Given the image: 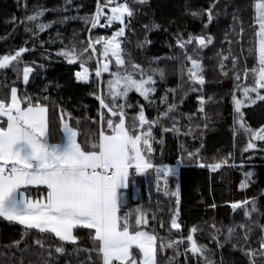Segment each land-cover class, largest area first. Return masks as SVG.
<instances>
[{"label":"trees","instance_id":"trees-1","mask_svg":"<svg viewBox=\"0 0 264 264\" xmlns=\"http://www.w3.org/2000/svg\"><path fill=\"white\" fill-rule=\"evenodd\" d=\"M128 2L136 11L131 20L126 21L129 27L125 37L121 38L125 59L141 65L145 70L163 69L165 78L161 80L159 75L154 77L156 91L150 96L152 103L134 90L128 93L126 101L132 107L125 108L127 122L131 124V118L140 106L144 108L146 119L152 121L167 111L169 105H174L168 116L160 118L152 128L151 157L153 163L163 165H172L179 159L181 166L174 168L176 175L168 177L169 195L164 194L163 182L161 190H157L155 171L131 176V182L124 190L127 207L123 211L132 213L133 223L137 209L146 212L149 221L146 230H154L159 237L165 238V243L169 239L186 237L189 229L196 226L194 238L198 244L206 247V258L186 253L185 241L178 247L158 251L157 264H253V261L254 264H264V254L256 251L250 260L245 252L246 248L258 250L260 226L264 225V142L254 141L257 148L245 150L248 136L240 128L238 120L234 122L232 96L237 85L254 83L251 74L245 81L243 70L245 67L252 68L256 63L254 33L257 26L252 25L255 0H216L214 18L207 29L204 28L206 14L199 18L193 17L191 12L200 11L203 14V10L213 0H146L143 4L134 3L133 0ZM38 9L43 10V16L37 23H50L51 26L33 35L31 31L26 32L25 28L35 30V23L22 21ZM95 10L96 0H0V55L14 52L20 47L28 49L22 54L19 76L12 68L0 69V98L8 95L13 86L34 99L50 97L48 101L41 102L48 106L52 142L59 141L62 135L61 108L71 114V120L67 116L65 120L78 132L77 140L81 145L87 146L90 134L98 133L101 125L95 114L99 105L95 96L100 94V82L107 81L109 74L104 72L97 78V61L93 58L86 65L90 69L92 82H77L74 73L80 70L79 63L70 65L57 55L65 46L76 45L78 51L87 46L86 43H80L86 42L90 35L83 18ZM233 17L237 19L234 21ZM240 21L244 28L242 38L239 36ZM153 23L160 27L151 28ZM145 25L151 30L145 29ZM118 26L114 25L111 30H116ZM177 33L184 38H187L188 33L208 34L214 38L212 44L203 49H199L195 43L187 49L203 65L205 84L196 86L202 87V91H189L187 76L181 77L179 65L183 54L175 47ZM101 35L110 36V30L99 27L91 30L93 38ZM145 37L150 43L138 46ZM194 49L198 51L194 52ZM221 56L228 57L224 61L226 76L221 75ZM233 57L236 58L235 68ZM25 66L33 69L27 83L22 76ZM109 67L110 71H116L113 60ZM236 73H240L239 80L234 79ZM169 89H175V94ZM236 94L240 95L239 92ZM198 95L205 97L203 112L199 111ZM164 96L166 100L161 102ZM209 96L212 97L211 101L207 100ZM123 102L118 100V103ZM242 111L246 126L257 129L264 125V103L243 107ZM104 112L107 115L106 109ZM106 125L105 121L104 128ZM173 125L177 130L163 131L164 128L172 129ZM144 127L147 130V125ZM197 149L200 159L206 163L222 158H226L228 163L214 171L200 167L196 160L187 155ZM249 172L251 176L246 177L245 173ZM242 181L246 187H240ZM171 192H178L179 199ZM252 199H255L258 211L252 214L251 219L244 217L243 208L233 210L231 207L233 202ZM177 209L178 221L182 225L179 231L169 227L171 215ZM213 224L219 229L218 232H214L211 227ZM239 224H245L246 228H238ZM229 226L236 227V232L225 239ZM248 227L252 231L249 233L250 239L245 242L243 237ZM75 234L80 237L77 244H64L66 251L59 255L54 252V246L61 242L54 235H41L36 230L26 232L19 223L0 218V264H21L22 258L23 264H45L49 259L50 247L53 248L52 264H91L88 252L78 251L92 247L88 230L77 229ZM213 235L216 236L215 240L212 239ZM37 239L43 241V249L33 243ZM16 241H20L18 247ZM91 261L98 264L95 253Z\"/></svg>","mask_w":264,"mask_h":264},{"label":"snow or ice","instance_id":"snow-or-ice-1","mask_svg":"<svg viewBox=\"0 0 264 264\" xmlns=\"http://www.w3.org/2000/svg\"><path fill=\"white\" fill-rule=\"evenodd\" d=\"M133 2L143 4L146 0H133ZM215 4L216 0H213L212 4L203 10V14L200 11L191 12L193 17L199 18H203L206 14L205 29L214 18ZM253 9L255 15L252 25L257 26L254 33L256 63L250 69L245 67L243 75L247 81L251 74L254 83L237 85L232 93L234 122L238 120L240 128L248 136L245 150L256 149L257 144L254 141L264 142V125L257 129L246 126L242 111L243 107L255 105L257 102L264 103V0H255ZM135 11L128 0H96L95 12L83 18L88 25L90 35L86 42L80 43H86L87 46L79 51L76 45L65 46L57 52V55L62 56L68 64L79 63L80 70L74 73L77 82H92L90 69L86 65L93 58L97 61L95 76L100 78L102 73L107 72L110 77L107 81L100 82V94L95 96L100 105L98 115L101 125L98 133L90 134L87 146L78 142V132L65 120V116L71 120V114L62 108L60 109L62 135L59 141L52 142L48 106L47 103L41 102V100L48 101L50 97L34 99L30 95L22 94L13 86L8 95L0 98V218L19 223L26 232L36 230L41 235H54L61 242L54 246V252L59 255H63L66 251L64 244H77L80 239L75 234L77 229H87L92 247L78 251H87L91 264H95L91 261L93 253L98 264H157L158 251L163 252L167 248L178 247L185 241L186 253L191 252L193 256L206 258L204 255L206 247L198 244L194 238L196 226L189 229L186 237L169 239L165 243V238L159 237L154 230H146L149 223L146 212L137 209L133 223L132 213L123 211L127 207L124 190L128 188L131 176L147 174L149 170H153L156 174L157 190H161V182H163L164 194L169 195L168 177L176 175L174 168L153 163L151 157L152 128L160 118L168 116L174 105H169L167 111L152 121L146 119L144 108L140 106L139 111L131 118V124L127 122L125 108L132 107L126 101L128 93L134 90L139 96L152 103L150 96L156 91L154 77L159 75L161 80L165 78L163 69L145 70L141 65L125 59L126 52L121 38L125 37L126 29L129 27L126 21L131 20ZM42 16V9L28 15L22 23H35V30L26 27L25 31L38 35V32L50 27V23H37ZM102 18L103 23H101ZM233 19L235 21L237 18L233 17ZM116 22L119 23V27L110 36L101 35L95 38L91 36L93 28H111ZM240 24L239 36L242 38L243 22L240 21ZM144 27L151 30L148 25ZM159 27V24L151 25V28ZM213 39V36L208 34L188 33L187 38H184L177 33L175 36V47L183 54V60L179 65L181 77L187 76L189 91H202V87L196 86L205 84V76L200 59L193 58L188 53V46L195 43L199 49H203L212 44ZM145 43H150L147 37L139 42L138 46H143ZM26 51L28 49L20 47L14 52L0 55V69L12 68L19 76V64L22 54ZM227 59V56H221L219 65L221 75L224 76L227 75V66L224 63ZM112 60L115 61L116 71H110L109 65ZM232 64L235 68V57L232 58ZM32 71L29 66L23 68L22 76L25 83L28 82ZM234 79L239 80L240 73H236ZM168 91L175 94V89ZM237 92L240 93L239 96ZM91 94L95 95V93ZM118 100L124 102L118 103ZM165 100L166 96L161 97V102ZM197 100L200 104L199 111L203 112L205 97L198 95ZM207 100L211 101L212 97H207ZM105 121L107 129L103 126ZM174 130H177L175 125L172 129H163V131ZM187 155L196 160L200 167H206L210 171L220 169L228 163L226 158L206 163L200 159L199 149L188 152ZM245 176L250 177L251 173H245ZM32 187L38 190L35 199L28 191ZM240 187H246L244 181L241 182ZM171 195L179 199L178 192H171ZM231 207L233 210L243 208L244 217L249 219L258 211L255 199L233 202ZM161 227H164L163 222ZM169 227L171 230H181L178 212L171 215ZM211 227L214 232L219 231L215 224ZM237 227L245 229L246 225L239 224ZM251 231L252 229L248 227L243 237L245 242L250 239ZM235 232L236 227L229 226L225 239H229ZM260 233L258 250L245 249L250 260L256 251L264 254V225L260 226ZM23 239L24 234L21 236V240ZM212 239L215 240L216 236L213 235ZM158 240L159 244H157ZM33 243L43 249L42 240L37 239ZM15 244L18 247L20 241H16ZM217 246H219L218 241ZM48 257L45 264H52V247L48 251Z\"/></svg>","mask_w":264,"mask_h":264},{"label":"built area","instance_id":"built-area-1","mask_svg":"<svg viewBox=\"0 0 264 264\" xmlns=\"http://www.w3.org/2000/svg\"><path fill=\"white\" fill-rule=\"evenodd\" d=\"M99 108H100V105H98L97 109L95 110V114L97 115L98 118H99V115H98V110H99ZM99 119H100V118H99ZM178 161H179V159H177V160L175 161L174 164H172V165H168V166H170V167H172V168L180 167V166H181V163H178Z\"/></svg>","mask_w":264,"mask_h":264},{"label":"crops","instance_id":"crops-1","mask_svg":"<svg viewBox=\"0 0 264 264\" xmlns=\"http://www.w3.org/2000/svg\"><path fill=\"white\" fill-rule=\"evenodd\" d=\"M35 189H37V188H34V187H32V188H29V194L32 196V198H36L37 197V195H38V190H36L35 191Z\"/></svg>","mask_w":264,"mask_h":264},{"label":"rangeland","instance_id":"rangeland-1","mask_svg":"<svg viewBox=\"0 0 264 264\" xmlns=\"http://www.w3.org/2000/svg\"><path fill=\"white\" fill-rule=\"evenodd\" d=\"M105 11H107V9H105ZM103 19V18H102ZM101 23H103V21L101 22ZM114 25H119V23L118 22H116V23H114ZM113 25V26H114ZM112 26V27H113ZM119 27V26H118ZM103 29H108V30H110V35L112 34V32L113 31H115V30H111V28H103ZM114 61V60H113ZM115 62V61H114ZM111 63V62H110ZM99 123L101 124V122L99 121ZM105 129H107V125H106V127H105ZM178 212V214H179V209H177V211H176V213Z\"/></svg>","mask_w":264,"mask_h":264}]
</instances>
